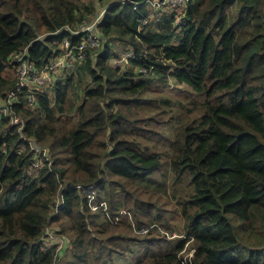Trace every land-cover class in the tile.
<instances>
[{
  "label": "trees",
  "instance_id": "1",
  "mask_svg": "<svg viewBox=\"0 0 264 264\" xmlns=\"http://www.w3.org/2000/svg\"><path fill=\"white\" fill-rule=\"evenodd\" d=\"M95 1L0 0V103L18 81L10 56L27 49L42 67L64 38L79 41L66 27L91 22ZM148 1L97 0L100 46L40 87L34 105L17 92L23 127L1 117L0 264L111 263L133 244L166 241L169 208L183 236L139 264H264V0H189L183 10ZM126 51L127 63L110 62ZM172 83L184 86L174 101L160 94ZM176 118L170 150L160 147V126ZM168 166L184 185L177 203L141 185ZM88 185L111 217L129 211L147 230L134 233L126 214L105 221Z\"/></svg>",
  "mask_w": 264,
  "mask_h": 264
},
{
  "label": "built area",
  "instance_id": "2",
  "mask_svg": "<svg viewBox=\"0 0 264 264\" xmlns=\"http://www.w3.org/2000/svg\"><path fill=\"white\" fill-rule=\"evenodd\" d=\"M188 1L189 0H150L148 2L155 8L168 6L175 10H183ZM103 13L104 10H102V13L97 14L91 22H82L79 26L74 28L66 27L74 36L80 37L79 41L73 43L69 38H64L62 40L60 53L57 56L48 59L42 67H37L32 61H30V59H28L27 49L15 52L10 56V59L15 62L18 81L15 85V89L10 90L7 97H5L0 103V119L3 116L9 118L8 127L19 125V128H21L24 126L22 118L12 114L13 99L17 96V92L26 90L28 92L26 96L29 105H34L36 102L35 94L39 91L38 89L45 84H53L55 82V80H47L50 74L56 73L57 71L59 72L64 67H70L76 62H80L85 59L89 48L93 49L100 46L101 41L94 28ZM146 22L147 20L144 21V23ZM132 57H134L133 52L126 51L121 55V57L114 59V64L120 65L121 63H127L128 59ZM64 63H66V65H64ZM61 66L63 67L60 68ZM39 155L40 150L37 151L36 158H38ZM33 164L37 168L39 166L38 160H36ZM31 169H33L32 166ZM82 191L86 194L88 206L92 211L101 210L105 215V220H109L112 223L118 222L122 211H120L116 216L111 217L107 211L106 202L102 201L99 204L95 202L96 190L93 185H88L86 187L82 186ZM61 198L62 195L60 194V197H58L56 202L53 215H57L58 213L59 206L61 205ZM146 230V228H142L140 232H145ZM51 235L53 238H57L63 245L61 238H58L53 234ZM183 251H185V248L182 249L181 252Z\"/></svg>",
  "mask_w": 264,
  "mask_h": 264
},
{
  "label": "rangeland",
  "instance_id": "3",
  "mask_svg": "<svg viewBox=\"0 0 264 264\" xmlns=\"http://www.w3.org/2000/svg\"><path fill=\"white\" fill-rule=\"evenodd\" d=\"M96 2V7H97V12L98 14L102 13L103 8L100 6V4ZM181 10V9H178ZM116 51L121 53L123 51V48L120 45L116 46ZM114 59L112 58L110 62L114 64ZM66 65V63H64ZM61 66L60 68H62ZM59 72L57 71L56 73L50 74L47 78L49 81H54L58 79ZM57 77V78H56ZM60 77V76H59ZM51 83L45 84L42 87H49ZM184 87V86H183ZM182 86H175L173 83L171 85H166L162 86L163 92H161V95H165L166 97H169L170 99L177 100L174 98L176 93H178L181 89H183ZM167 115L165 116H160V118L167 119ZM181 121H178L176 118L173 120L172 124L169 125L166 128V125L168 124L167 122L165 124H162L161 127V132L162 134L160 135H165L166 140H163L161 136H155L154 139L155 141L159 142V145L161 147L164 146L170 150L171 145H172V139L174 138V133L176 132L179 123ZM164 129V130H163ZM24 146H21L20 149L24 150ZM165 149V148H164ZM33 171L35 169H32ZM159 178L148 176L145 180L141 181V185L144 187H149L153 189H160L163 191V193L169 197L174 203H177L178 195L183 192L184 185H182V182L180 181H173V174L169 169V166L167 169L161 171ZM182 190V192H181ZM122 214H126L130 218V225H131V230L136 233V234H142L139 229L136 228V224L132 216L130 215L129 211L126 210H121ZM99 215L102 219L96 220V222H101L103 221L104 217L102 215ZM163 215L168 219L170 228L172 229V233H166L167 239L164 241L162 244H153V245H132L131 249L124 255V256H117L115 261L111 263H105V264H139L143 258L150 256V255H158V254H163L167 251H171L173 249V245L175 244V239L181 238L183 236V220L181 217L177 214L176 210L173 208H169L168 212H164ZM105 220V219H104ZM106 221V220H105ZM148 229L154 228L152 224H147L146 225ZM142 228V227H141ZM54 229V228H53ZM160 229V228H158ZM162 231V230H161ZM173 241V242H172ZM192 242H187L184 245L185 251L181 252V257L184 260H189L191 258V255L193 253V247H191ZM65 259H62L60 264H64Z\"/></svg>",
  "mask_w": 264,
  "mask_h": 264
},
{
  "label": "water",
  "instance_id": "4",
  "mask_svg": "<svg viewBox=\"0 0 264 264\" xmlns=\"http://www.w3.org/2000/svg\"><path fill=\"white\" fill-rule=\"evenodd\" d=\"M33 145L35 146L36 149L39 148V145H37L34 141H33Z\"/></svg>",
  "mask_w": 264,
  "mask_h": 264
}]
</instances>
